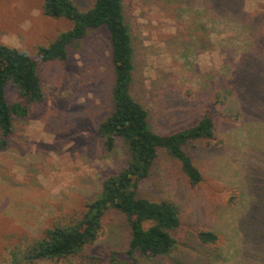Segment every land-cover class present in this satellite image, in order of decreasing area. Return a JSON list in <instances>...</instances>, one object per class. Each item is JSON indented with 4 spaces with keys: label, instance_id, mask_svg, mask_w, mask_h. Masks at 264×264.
<instances>
[{
    "label": "rangeland",
    "instance_id": "1",
    "mask_svg": "<svg viewBox=\"0 0 264 264\" xmlns=\"http://www.w3.org/2000/svg\"><path fill=\"white\" fill-rule=\"evenodd\" d=\"M42 1L0 0V44L34 55L71 28L45 17ZM72 1L86 10L94 0ZM122 6L133 47L130 94L147 110L151 131L191 127L217 92L225 96L212 108L216 141L185 148L203 181L191 187L179 165L159 153L138 183L139 197L179 204L183 224L176 251L140 263L264 264V0H122ZM37 75L40 105H28L11 85L5 89L7 101L29 113L13 119L8 147L0 149V264H13L11 252L56 219L79 216L101 180L125 163L121 142L109 154L96 132L111 111L106 29L88 31L67 48L66 62L42 63ZM202 229L218 242L200 244ZM128 236L123 216L108 211L102 235L84 254L111 264Z\"/></svg>",
    "mask_w": 264,
    "mask_h": 264
},
{
    "label": "trees",
    "instance_id": "2",
    "mask_svg": "<svg viewBox=\"0 0 264 264\" xmlns=\"http://www.w3.org/2000/svg\"><path fill=\"white\" fill-rule=\"evenodd\" d=\"M41 11L45 17L69 22L71 28L39 46L34 55L0 44V149L8 147L13 119L25 118L29 113V108L20 102L7 101L6 86L14 87L28 105L44 103L38 65L66 62L68 47L76 48L88 31L105 28L113 71L111 111L98 124L96 132L109 154L116 149V141L121 142L125 163L101 180L98 196L85 203L79 216L56 219L43 229L40 237L13 250L11 261L13 264H57L94 260L84 250L102 235L103 217L108 211L122 215L129 229L125 247L113 254L111 264H141L139 259L151 260L171 254L179 247L177 235L183 226L181 207L164 198L139 197L138 183L149 177L159 153H163L179 165L191 187L199 185L203 176L185 148L202 141L206 144L216 141L212 108L224 103L225 96L217 92L193 126L174 133H155L148 125L147 110L130 94L133 47L122 0H94L86 10H80L72 0H43ZM196 238L202 245L218 242V236L210 230H199Z\"/></svg>",
    "mask_w": 264,
    "mask_h": 264
}]
</instances>
